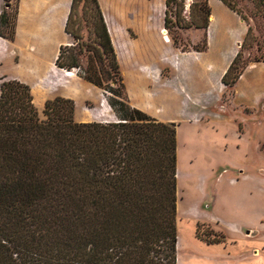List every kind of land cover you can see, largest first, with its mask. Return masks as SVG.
<instances>
[{"label":"trees","instance_id":"obj_1","mask_svg":"<svg viewBox=\"0 0 264 264\" xmlns=\"http://www.w3.org/2000/svg\"><path fill=\"white\" fill-rule=\"evenodd\" d=\"M18 1L14 14L8 4L0 14L2 40L15 39ZM77 1L65 28L72 38L69 24ZM176 1H166V29L173 24L170 5ZM220 1L247 24L233 0ZM252 1L264 13V0ZM90 3L99 45L118 77L117 98L108 100L117 121L78 123L74 101L62 97L47 100L41 118L29 85L0 79V264H177V125L128 104L99 1ZM209 18V7L202 26L191 17L181 24L176 13L175 26L206 29ZM204 41L194 51L203 52ZM253 41L248 25L222 78L225 87L233 88L249 66L243 52ZM64 48L56 67H78L64 57ZM258 62L264 54L252 63ZM196 236L208 244L224 239L209 227L201 233L200 224Z\"/></svg>","mask_w":264,"mask_h":264},{"label":"crops","instance_id":"obj_2","mask_svg":"<svg viewBox=\"0 0 264 264\" xmlns=\"http://www.w3.org/2000/svg\"><path fill=\"white\" fill-rule=\"evenodd\" d=\"M72 1H18L15 39L9 42L0 38V44L7 51H11L10 58L14 60L18 57L19 59L17 76L42 79L58 74L55 67L56 59L61 47L69 46L72 38L65 30ZM98 1L119 64L124 71L125 84L131 95L129 96L133 108L163 123H176L177 149L180 126L184 121L192 125L193 131L195 129L198 131V137H202L201 133L208 131V124L216 126V128H210L220 131L226 143L231 140L227 136L230 133L234 137L232 140L235 142L236 152L246 156L237 160L236 164L234 163L235 166L224 164L226 166L224 171L236 167L243 178L249 177L242 169L245 162L251 163L249 155L253 154L252 149L246 154L243 145L252 137L251 129L248 128L250 122H257L255 132L257 150L264 154V150L261 149L264 146V139L261 138V133L263 134L264 131V62L250 64L233 87V96L227 103V107L234 113L232 117L212 112L216 100H222L227 92L222 78L247 36L248 25L222 1L207 0L210 9L207 28L194 27L193 34L196 33L197 37H192L193 34L190 33L192 28L184 31L192 46L198 44L201 36L205 37V50L196 52L190 46V52H182L173 47L178 57L172 60L164 57L165 52L171 50V40L168 35L166 37L160 34L161 30H165L167 0H160L161 7L159 8L154 7L155 0ZM186 19L190 21V17L186 16ZM128 29L135 33L136 38L129 35ZM154 50L156 51L153 53ZM142 52L144 58L148 60L146 64L137 62L138 55ZM129 62H132V66L127 70L125 65H129ZM163 63L170 64L173 81L171 84L159 74ZM151 64L155 66H150ZM132 67L136 78L140 80L138 86L133 82ZM62 75L68 79L74 78L63 73ZM80 87L86 91L90 90L88 85L81 84ZM71 89L73 91L74 88ZM156 91L161 106L150 109L143 95L145 96L146 93L151 95ZM70 98L73 99V97H66V99ZM190 106L194 114L187 118L188 115L185 112ZM246 110H249L250 114L246 113ZM204 118L208 119L207 123L203 122ZM241 124H244L242 129H240ZM238 181L232 179L229 184L235 186L239 194L250 192V198H252L250 206L249 202L242 207L236 205L233 200L236 196H231L233 201L225 203L227 208H232L227 213V221L223 222L218 217H210L207 221H201L216 233L221 234L224 239L219 243L208 244L197 238L195 234L190 244L191 250L187 264H264V240L259 238L260 232L257 226L259 222L255 219L253 212L246 216L241 210L245 206L253 209L254 196L257 195L259 189L257 187H245L246 189L241 187L240 189ZM230 186L223 190V197L224 195L230 197L227 194L231 192ZM220 206L224 207L222 202Z\"/></svg>","mask_w":264,"mask_h":264},{"label":"rangeland","instance_id":"obj_3","mask_svg":"<svg viewBox=\"0 0 264 264\" xmlns=\"http://www.w3.org/2000/svg\"><path fill=\"white\" fill-rule=\"evenodd\" d=\"M206 1L207 0H177L171 3L170 19L173 24L170 23L168 29L164 27L165 30L163 29L160 32L161 34L165 31V36H169L168 38L171 40V50L165 52L164 55L166 59L170 58L175 60L178 57L177 53L173 51V47L179 50L180 48L174 44V40H176L178 46L185 47L184 52L191 51L190 46L192 45L186 36L187 33H184L185 30L181 31L175 26L176 13L180 14L181 24L190 23V21L186 19V16H188L191 17V21L194 24L202 26L208 11ZM154 2L155 8L161 7L160 0H155ZM233 2L236 10L239 11L247 20V24L252 28L254 41L252 44L250 42L251 47L243 52V60L250 65L255 59L260 58L261 55L264 54V13L261 7L252 0H233ZM5 4H8L9 7L7 11L14 14L17 10V0H1L0 14L5 8ZM69 30L76 38H71L70 45L64 48V57L75 59L78 67L66 70L60 69L55 65L58 74L55 76L49 75L42 79H30L17 76V70L19 68L18 57L12 60L10 58L11 51H7V49L0 44V79L7 77L29 85L34 104L41 118H43L42 112L45 101L55 97L66 98L69 96L73 97L72 100L74 101L75 107L78 106V108H75L74 114L76 122L108 123L117 121V117L110 107L108 100L117 98V94L114 91L118 90V84L114 81L115 79L117 80L118 77L114 75L113 71L109 70V55L100 47L99 38L96 37V19L93 16L90 0L77 1L76 10L70 20ZM194 31L195 28L192 27L190 33L193 34ZM128 33L131 37L136 38L132 30L128 29ZM193 36L197 37L196 33H194L192 37ZM204 43V38L201 36V40L196 45L197 48L201 49ZM196 46L193 45L192 48ZM258 46H260V50ZM131 50L133 49L131 48ZM155 51L156 50H154L153 53ZM132 54L133 53H131V55ZM137 59L139 64H146L148 61L144 58L143 52L138 55ZM69 61H71V59H69ZM131 63L132 62H129V65H125V69L128 70L132 66ZM162 65L163 67L159 74L167 80L166 82L169 84L173 83L170 64L163 63ZM150 66H155V64H151ZM133 69L132 67L131 72L134 76L133 82L138 86L140 80L136 78V73L133 72ZM64 71L73 73L74 78L68 79L64 77L62 75V73L66 75ZM119 75L123 78L127 102L133 107L130 101L131 95L126 88L124 71L121 66ZM92 82L97 83L101 87L94 85ZM81 84L85 86L88 85L90 90L86 91L81 89ZM71 88H74L73 91H71ZM232 96L233 88H227V92L223 95L222 100H216L212 112L229 118L232 117L234 113L227 107V103L230 102ZM143 98L150 109L161 106L157 91L152 92L151 95L146 93L145 96L143 95ZM191 106L186 108L187 112L185 113L188 115L187 118H190V116L194 114L192 111L193 106ZM245 112L250 114L249 110ZM154 119L161 122L157 118ZM207 120V118H204L203 122L207 123ZM208 125V131L201 133L202 137H198V131L196 129L193 131V128H191L192 125L189 122L184 121L180 126L176 170V219L178 240L180 242V245H177V264H187L189 251L191 250L190 244L196 234L197 225H201V233H204L209 227L206 223L201 221H207L210 217H218L223 222L227 221V213L229 210H232V208L230 209L225 206L227 201L234 200V203L240 207L249 202L248 204L250 206V200L252 199L250 198V192L246 191L239 194L236 191L237 188L229 184L232 179L235 181L239 180L238 185H240V189L241 187H244V189H246L245 187H257V189H259L257 195L254 196L253 209H249L245 206L241 210L246 216L251 212L254 213L255 219L259 222L257 225L260 232L259 238L264 240V173H262L264 172V154L257 150V138L255 137L258 126L257 122H250L248 124V128L251 129L250 134L252 137L250 141L247 140L243 144L246 154L250 153L251 149L253 150V154L249 155V157H251V163L247 164L245 162L243 165L242 170H244V174H248L249 176L245 178L239 174V169L236 167L224 171L226 167L224 164L227 163L235 166L237 160L246 156L239 155L236 152L234 147L235 142L232 140L234 137L229 133L227 136L231 140L226 143L220 131L218 132L210 128H216V126L213 124ZM243 125L244 124L240 125V129L243 128ZM262 129L263 127L261 128V132ZM195 135L196 137H194ZM261 138L264 139V131L263 134L261 133ZM226 145L227 147H225ZM261 149L264 150V146H262ZM179 179H181V181ZM227 186L231 188V192L227 193L230 197L227 195L223 197V190ZM233 189L235 190L233 191ZM231 196H236V199L232 200ZM221 202L224 205L223 208L220 206ZM209 229L211 230L210 227Z\"/></svg>","mask_w":264,"mask_h":264},{"label":"bare ground","instance_id":"obj_4","mask_svg":"<svg viewBox=\"0 0 264 264\" xmlns=\"http://www.w3.org/2000/svg\"><path fill=\"white\" fill-rule=\"evenodd\" d=\"M166 32L165 31H163L162 32V34L163 35H166L165 34ZM65 72V74H66V76H68V77H74V74L73 73H71V72H68V71H64ZM182 174V173H181ZM180 175V174H179ZM183 175V174H182ZM180 181H181V179H179ZM181 183V182H180ZM189 184V183H188ZM191 187V186H190ZM196 187V186H195ZM189 188V187H188ZM179 205V204H178ZM177 245H180V242H179V240H178V244Z\"/></svg>","mask_w":264,"mask_h":264}]
</instances>
